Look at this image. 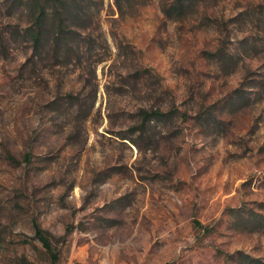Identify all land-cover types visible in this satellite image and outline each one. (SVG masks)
Returning a JSON list of instances; mask_svg holds the SVG:
<instances>
[{"label":"rangeland","instance_id":"obj_1","mask_svg":"<svg viewBox=\"0 0 264 264\" xmlns=\"http://www.w3.org/2000/svg\"><path fill=\"white\" fill-rule=\"evenodd\" d=\"M42 1L37 45L0 0V264H264V0Z\"/></svg>","mask_w":264,"mask_h":264},{"label":"trees","instance_id":"obj_2","mask_svg":"<svg viewBox=\"0 0 264 264\" xmlns=\"http://www.w3.org/2000/svg\"><path fill=\"white\" fill-rule=\"evenodd\" d=\"M52 4V8L55 11V28L58 30V35L62 37L63 32L61 31L62 28L65 26V19H64V14L67 12V10L70 7H74L75 4H72V2H69L68 0H48ZM175 5H179L180 7L186 6V0H176ZM78 6V5H76ZM35 9L38 11L40 17L38 21L35 23L33 28H31V35L35 41V43L38 45L41 41V38L43 36V27H46V20H44L45 16L48 14V8H46L45 3L42 0H36L35 4ZM10 161L12 160L15 162L16 160L10 156ZM24 161L26 163L30 162V157L26 156ZM35 227V232L37 238L40 240V242L43 244V246L51 253L52 258H53V264L57 263V256L54 255L52 252V245L50 242V239L46 234L42 231V229L39 227L38 224L34 225Z\"/></svg>","mask_w":264,"mask_h":264}]
</instances>
